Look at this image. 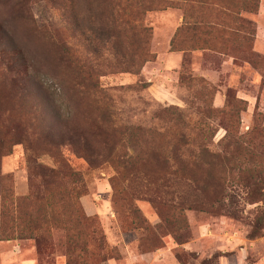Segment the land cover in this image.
Masks as SVG:
<instances>
[{"label": "rangeland", "instance_id": "1", "mask_svg": "<svg viewBox=\"0 0 264 264\" xmlns=\"http://www.w3.org/2000/svg\"><path fill=\"white\" fill-rule=\"evenodd\" d=\"M4 190L0 264H264V0H0Z\"/></svg>", "mask_w": 264, "mask_h": 264}, {"label": "trees", "instance_id": "2", "mask_svg": "<svg viewBox=\"0 0 264 264\" xmlns=\"http://www.w3.org/2000/svg\"><path fill=\"white\" fill-rule=\"evenodd\" d=\"M140 26V25H138ZM143 34H147L148 29L145 27L140 26L139 27ZM27 87L30 89L27 91V93L32 92L33 96L39 99V102L37 105H40L44 108L46 113L52 117L58 120L59 122L62 120V115L59 112L55 101L47 95V92L45 91V87L35 80L32 76L28 78L27 80ZM32 90V91H31ZM56 134L50 132L49 137L54 138ZM59 137L61 138V143L68 144L69 146L74 147L77 151H82L84 148V151L88 152V143H87V137L86 135L81 132L77 131L75 133H67V132H61L59 133ZM29 162H32L31 160ZM54 174H56L55 170H53ZM33 194V201L36 202L39 200V197H42L41 200H43V219L45 222V230L49 237H52L54 234V229L51 228L52 224L53 226L57 223L58 220H60V217L62 215V212L59 211L60 204L63 201V194L62 193H43V196H40V192H36L34 190L32 192ZM0 197L2 199V215L7 214L6 211H8V207L14 206L16 210L14 209V215H12V220L14 223H18L19 225H23L22 229L20 230L19 227H17V233L16 236H12V239L20 238L26 232L30 235L31 238L38 239L32 232V226L34 223V220H32L31 216H28V218L23 217L27 216L23 214L24 206L27 202L31 200L30 196H27L25 198H16L9 190H4L0 193ZM51 225V226H50ZM257 229V228H256ZM253 231L250 234L251 238L257 237V230ZM6 234L4 230H1V238L4 239Z\"/></svg>", "mask_w": 264, "mask_h": 264}, {"label": "crops", "instance_id": "3", "mask_svg": "<svg viewBox=\"0 0 264 264\" xmlns=\"http://www.w3.org/2000/svg\"><path fill=\"white\" fill-rule=\"evenodd\" d=\"M171 58H174V59H176V56L172 55V56H171Z\"/></svg>", "mask_w": 264, "mask_h": 264}]
</instances>
